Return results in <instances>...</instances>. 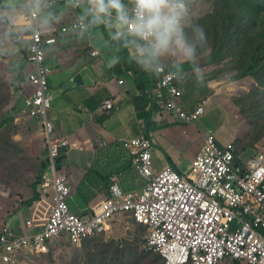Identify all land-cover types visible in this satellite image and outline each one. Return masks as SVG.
Here are the masks:
<instances>
[{
	"label": "crops",
	"instance_id": "crops-1",
	"mask_svg": "<svg viewBox=\"0 0 264 264\" xmlns=\"http://www.w3.org/2000/svg\"><path fill=\"white\" fill-rule=\"evenodd\" d=\"M79 1L81 6L77 9L71 3L55 0H0V79L7 84L10 94L6 113L16 120L24 119L26 114L27 120L42 130L43 121L30 117L21 95V92L32 90L28 76L35 70L28 57L31 32L25 16L31 11L27 5L31 4L38 14L36 25L45 34L57 38V43L47 48L46 57L52 68L49 77L52 103L48 120L53 128V138L68 140L71 144L58 172L66 175L73 186L69 206L75 215L91 220L102 210L104 203L118 202L115 188L130 195L145 191L148 180L137 169L136 156L125 147L129 141L142 136L155 143L157 172L171 166L188 180L192 177V163L201 153L210 131L221 146L234 144L241 164L257 153H264L263 143L248 141L250 128L246 123L244 125L236 111L240 109L232 101L233 93L224 88L226 85H218L220 82L209 74L211 68L205 71L208 65L199 64L202 78L198 79L191 66L181 70L165 59L163 64L179 73L183 95L175 101L176 108H163L157 98L159 74H146L137 65L139 46L144 42L136 41L129 31V24L118 25L114 12L111 15L102 13L94 20L90 11L92 0ZM123 2L130 15L131 1ZM78 14L87 16L88 29L63 32L62 28L76 20ZM95 51L100 54L95 55ZM107 101L114 103V110L104 107ZM200 106L204 107V114L199 120L187 123L179 118L178 108L192 113ZM207 113L215 115V121L209 126L202 121ZM50 194L53 203L41 206L45 196L50 197ZM36 196L37 200L33 198L30 200L33 204H26L28 209H23L27 212L26 217L22 213L12 217L15 223L9 222L12 219L9 218L0 230L9 227L19 234L41 230L57 202L53 189ZM124 218L148 229L144 238L145 249L150 252L147 248L149 226L139 222L130 211L115 214L112 226ZM64 242L78 246L66 235L61 241H51L48 254L36 257L41 259L49 255L52 247ZM221 264L233 263L225 260Z\"/></svg>",
	"mask_w": 264,
	"mask_h": 264
},
{
	"label": "built area",
	"instance_id": "built-area-1",
	"mask_svg": "<svg viewBox=\"0 0 264 264\" xmlns=\"http://www.w3.org/2000/svg\"><path fill=\"white\" fill-rule=\"evenodd\" d=\"M73 4L79 0H55ZM131 1L130 16L133 12ZM76 20L62 28L63 32L86 31L87 16L78 14ZM38 14L32 9L25 16L31 32L28 53L35 70L28 76L30 92H21L23 104L30 117L42 120L48 148L49 169L43 177V190H54L57 205L45 226L36 233L19 234L12 228L0 231V264H35L36 256L48 254L52 240L66 235L78 246L109 231L115 214L134 212L135 218L150 228L147 248L163 256L164 264H221L239 260L241 264H264V153L255 154L246 163H239L234 144L221 146L213 132L205 137L201 153L192 163L191 180L183 178L171 166L157 172L154 162V141L146 136L125 144L136 156L140 174L148 180L142 194H127L115 188L118 202L104 203L91 220H83L71 211L69 199L73 186L68 177L58 172L56 160L68 140L53 138L48 114L52 96L47 64V48L57 38L44 33L36 25ZM134 23L130 20L129 25ZM129 31L133 29L129 26ZM144 42V41H143ZM99 55V51L94 52ZM160 76L158 102L163 108H176L183 91L180 76L165 64ZM104 107L114 110L112 101ZM179 118L187 123L204 114L200 106L190 113L177 109ZM30 221L28 224L30 225ZM36 257V258H35Z\"/></svg>",
	"mask_w": 264,
	"mask_h": 264
},
{
	"label": "rangeland",
	"instance_id": "rangeland-1",
	"mask_svg": "<svg viewBox=\"0 0 264 264\" xmlns=\"http://www.w3.org/2000/svg\"><path fill=\"white\" fill-rule=\"evenodd\" d=\"M225 1L183 0L186 8L185 31L191 35L193 24L204 29L207 40L198 49L199 64L208 65L205 71L211 68L209 74L220 82L221 85H218H226L224 88L233 93L232 101L240 109L236 111L244 125L246 123L250 128L248 141L264 144V68L258 72V77L247 74L251 56H238L240 44L250 39L247 37L250 31L254 35L258 33L253 25L254 21L262 24V14L255 13L252 9L248 16V29L240 31L242 23L233 26L238 30V38L234 44L230 48L218 47L214 45L216 31L211 26L220 22V18L216 17L217 7L219 2ZM223 8L224 5L220 10ZM228 14L229 10L223 9L222 15ZM249 53H252L251 49ZM9 101L7 84L0 79V227L7 224L9 218L18 217L21 213L26 217L27 212L23 209H28L27 202L38 193L41 195L42 191L45 192L41 188L43 181H40L44 176L39 175L42 164L49 160L46 158L48 148L45 130L29 122L26 114L24 119L11 118V114L6 113ZM202 121L209 126L215 121V115L207 113ZM216 133H220L219 129ZM52 199L51 194L50 197L45 196L44 203L40 205L49 206ZM9 222L15 223L16 220L12 218ZM147 233L148 229L130 218H124L122 222L111 225L108 233L86 241L82 247H75L67 242L52 247V252L41 259L37 257L35 264H164L160 254L146 251L144 237ZM229 262L234 264L232 259Z\"/></svg>",
	"mask_w": 264,
	"mask_h": 264
},
{
	"label": "clouds",
	"instance_id": "clouds-1",
	"mask_svg": "<svg viewBox=\"0 0 264 264\" xmlns=\"http://www.w3.org/2000/svg\"><path fill=\"white\" fill-rule=\"evenodd\" d=\"M27 7L32 10L31 4ZM90 11L94 20L102 13L111 15L114 12L120 26L134 21L129 26L134 35L144 41L139 46L140 58L137 59L142 72L157 75L167 59L181 70L191 66L197 78H202L198 49L207 37L198 24L191 26V35L185 31L186 8L183 0H133L131 16L123 0H92Z\"/></svg>",
	"mask_w": 264,
	"mask_h": 264
},
{
	"label": "trees",
	"instance_id": "trees-1",
	"mask_svg": "<svg viewBox=\"0 0 264 264\" xmlns=\"http://www.w3.org/2000/svg\"><path fill=\"white\" fill-rule=\"evenodd\" d=\"M223 5V9H228L230 14L226 16L222 15L223 9H220L223 7ZM252 9L255 13L262 14L263 22L261 25H259L256 21H254L253 26L256 31H258V33L254 35L252 34V31H250V35H247V37L250 39L240 44L238 56L244 57L248 54L251 56L247 64V74H254L253 76L256 75L255 77H258V72L264 68V0H226L225 2H219L216 17L220 18V22L214 23L211 26V29L216 31L213 39L214 45L218 47L226 46L230 48V46L234 44L235 40L238 38V30L233 26L242 23L243 27H240L239 30H247V24L249 22L248 16ZM134 37L136 41L143 42L135 35ZM249 49L252 50V53H249ZM66 150L67 148L62 149L60 152V157L55 161L57 170L61 169L60 163H62L63 159L65 158L64 154ZM49 164V160L42 164V171L39 176L44 175ZM40 181L42 182L43 179H40ZM35 198L38 197L36 196ZM35 198L34 201L37 200ZM27 204L31 205L33 203L30 201ZM233 261L234 264H241L239 260L235 259Z\"/></svg>",
	"mask_w": 264,
	"mask_h": 264
}]
</instances>
